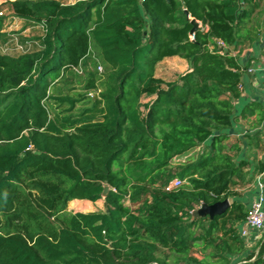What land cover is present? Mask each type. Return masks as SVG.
I'll use <instances>...</instances> for the list:
<instances>
[{
	"label": "trees",
	"instance_id": "obj_1",
	"mask_svg": "<svg viewBox=\"0 0 264 264\" xmlns=\"http://www.w3.org/2000/svg\"><path fill=\"white\" fill-rule=\"evenodd\" d=\"M246 3L0 7L46 27L39 48L8 54L0 17V264H264V240L249 254L239 232L248 209L237 189L251 183L252 164L230 142L242 86L231 49L252 14ZM194 20L204 29L192 34ZM172 57L190 71L166 82L156 70ZM98 61L104 80L86 70ZM77 68L87 75L82 99L52 95L55 80ZM83 100L92 106L75 114ZM52 104L68 108L54 113ZM199 147L197 159L174 165ZM176 179L182 186L167 192ZM74 200H104L106 211L66 214ZM224 201L221 214H193Z\"/></svg>",
	"mask_w": 264,
	"mask_h": 264
},
{
	"label": "crops",
	"instance_id": "obj_2",
	"mask_svg": "<svg viewBox=\"0 0 264 264\" xmlns=\"http://www.w3.org/2000/svg\"><path fill=\"white\" fill-rule=\"evenodd\" d=\"M8 1L13 2L16 0H0V7H3ZM57 1L64 5H74L80 0ZM244 7L251 9L252 14L240 27V45L236 49L235 47L231 49L234 51L233 55L238 57L242 67V86L241 97L234 102L237 122L230 132V142L231 144H239L242 150L241 156L252 164L247 172L252 177L251 183L247 186L238 187L237 189L241 193V201L248 209L251 200L255 198L259 192L258 181L261 180L264 184V19L258 21L255 20L254 17L261 7L264 9V0H249V3L244 4ZM9 13L10 12L7 10V14ZM197 23L199 24V29H201L203 26L202 23L199 21H197ZM4 31L11 37H17L16 32L19 31L22 35V40L26 41V43L31 42V49L33 50L39 48V39L42 38L44 34L40 26H32L31 22L13 15H8L7 19H5ZM16 46L18 48L19 44L16 43ZM4 50L8 54H13L14 52L13 49L7 47ZM169 61L177 62V77L171 79L168 76L159 75L162 65ZM189 71L190 66L186 60L180 57H172L164 60L157 66L156 76L166 82H171ZM152 99L153 98H148L149 102L152 101ZM197 149H200L198 153L199 156L202 147ZM79 201L81 200L72 201V206L76 207L78 210L74 213H84L81 211L83 208L88 209L91 205L99 202L93 203L82 200L84 204L76 205ZM228 203L230 205L231 201H228ZM244 227L245 222L239 226V232H241ZM244 242L248 248L249 254L252 252L257 253L258 248L256 243L250 240L248 242L244 240Z\"/></svg>",
	"mask_w": 264,
	"mask_h": 264
},
{
	"label": "rangeland",
	"instance_id": "obj_3",
	"mask_svg": "<svg viewBox=\"0 0 264 264\" xmlns=\"http://www.w3.org/2000/svg\"><path fill=\"white\" fill-rule=\"evenodd\" d=\"M74 1H78V0H74ZM254 17H255V20H258V21L263 20L264 19V9L261 7L260 10L256 13V15H254ZM16 34H17V39L19 41L18 43L25 44L26 41L22 40L21 33L17 31ZM30 43L31 42L27 43V45L30 46ZM9 45L7 46V48L13 49L14 50L13 54L14 53L19 54L22 52V50H19L17 48L16 42L11 43L10 46ZM30 48H32V46ZM98 64L99 65L96 68L94 64L90 62L89 67L86 70L94 71L95 69H97L99 75L103 77L102 80H104L105 79L104 78L105 67L103 66L102 62L98 61ZM86 70L77 68L74 71L66 73L62 77L58 78L57 80H55L50 93L55 96H71L78 100L82 99V96L85 94V86H86V80H87ZM160 74L161 76H168L170 79L173 77H177V62L169 61V62L164 63L162 65L161 71L159 72V75ZM100 90H102L101 87H100ZM88 97L97 98V94L94 92H91V93H88ZM147 103H149L148 98L143 100V104H147ZM91 106L92 104L90 103V100H83L76 105V109L74 110V113L79 114L82 110L90 108ZM51 107L54 113L63 112L64 110L68 108V106L65 105L63 108L57 109L56 105L54 104H52ZM199 152H200V149L196 148L183 156H180L178 158L176 157L174 160V165H177V163L181 164V163H187V162L193 161L194 159L197 158ZM72 204L73 202L69 203L66 214H73L74 212L78 211L76 207L72 206ZM82 204H84L82 201H79L78 203H76V205H82ZM204 207L205 206L203 205L196 211L204 210ZM81 211L87 214L102 213L106 211V205H105V202L102 200L96 204L91 205L88 209L83 208ZM193 256H196L198 258L203 257L201 253L199 252V247L194 251Z\"/></svg>",
	"mask_w": 264,
	"mask_h": 264
},
{
	"label": "built area",
	"instance_id": "obj_4",
	"mask_svg": "<svg viewBox=\"0 0 264 264\" xmlns=\"http://www.w3.org/2000/svg\"><path fill=\"white\" fill-rule=\"evenodd\" d=\"M8 15H12V14L11 13L7 14V10L5 9H3L0 12V17H3L5 19H7ZM40 28L45 34L46 32L45 25L40 26ZM201 29H204L203 26L201 27ZM191 39L194 40V36H191ZM12 42L18 43V39L16 36H12ZM27 43L25 44L18 43L19 50H22L21 53H25L31 49L30 48L31 43H30V46H28ZM218 45L223 49L225 48L224 44L221 42H219ZM3 51L5 52V50ZM182 184L183 183L181 180L176 179L166 187V191L171 192L179 188L180 186H182ZM258 187H259V192L257 193L256 197L251 200L248 206L247 216L245 219V227L240 232L242 239L246 240L247 242L250 240L253 243H256V245H258V243L264 240V237H263V233H264V194H263L264 184L262 183L261 180L258 181Z\"/></svg>",
	"mask_w": 264,
	"mask_h": 264
},
{
	"label": "water",
	"instance_id": "obj_5",
	"mask_svg": "<svg viewBox=\"0 0 264 264\" xmlns=\"http://www.w3.org/2000/svg\"><path fill=\"white\" fill-rule=\"evenodd\" d=\"M193 30H192V34L195 33L198 29H199V24L197 23V21H193ZM234 49V47H232ZM109 187L106 186L103 192V198H105L109 192ZM204 210H200V211H195L193 212L194 216L198 217V216H210L213 217L215 215L221 214L224 211H226L229 208V203L228 201H224L221 203H217L213 206H206L204 205Z\"/></svg>",
	"mask_w": 264,
	"mask_h": 264
}]
</instances>
